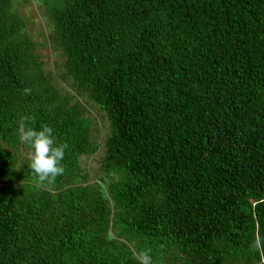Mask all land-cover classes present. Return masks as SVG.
<instances>
[{
  "label": "trees",
  "instance_id": "1",
  "mask_svg": "<svg viewBox=\"0 0 264 264\" xmlns=\"http://www.w3.org/2000/svg\"><path fill=\"white\" fill-rule=\"evenodd\" d=\"M42 4L0 0V264H264V0Z\"/></svg>",
  "mask_w": 264,
  "mask_h": 264
},
{
  "label": "clouds",
  "instance_id": "2",
  "mask_svg": "<svg viewBox=\"0 0 264 264\" xmlns=\"http://www.w3.org/2000/svg\"><path fill=\"white\" fill-rule=\"evenodd\" d=\"M26 95L31 94L30 88H25ZM27 117H24L18 125V135L21 143L26 145L30 151L28 153L29 165L32 173L40 185L55 183L57 176L64 174L62 161L65 157L66 143L57 144L53 129L48 125H43L40 130L26 127ZM139 264H152V258L147 251L140 252L137 256Z\"/></svg>",
  "mask_w": 264,
  "mask_h": 264
},
{
  "label": "rangeland",
  "instance_id": "3",
  "mask_svg": "<svg viewBox=\"0 0 264 264\" xmlns=\"http://www.w3.org/2000/svg\"><path fill=\"white\" fill-rule=\"evenodd\" d=\"M31 1V4H32V12H33V10H34V12L36 13V14H38V18L36 19V22H37V24H38V26L36 27V29L34 30V33H36V32H38L41 28L42 29H45L46 27H45V25H47V20H46V17H45V15H44V13H41V11H42V6H43V4H42V1L43 0H30ZM40 12V13H39ZM26 16H28V17H30V19L31 20H34V15L33 14H31L30 13V11H29V13L26 15ZM45 25H44V24ZM36 39H38L39 37H35Z\"/></svg>",
  "mask_w": 264,
  "mask_h": 264
}]
</instances>
